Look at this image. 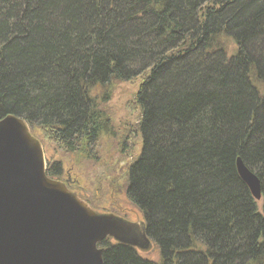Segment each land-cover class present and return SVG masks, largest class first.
Listing matches in <instances>:
<instances>
[{
    "label": "trees",
    "instance_id": "trees-1",
    "mask_svg": "<svg viewBox=\"0 0 264 264\" xmlns=\"http://www.w3.org/2000/svg\"><path fill=\"white\" fill-rule=\"evenodd\" d=\"M135 78L125 196L157 256L106 238L103 264H264V0H0V119L76 150Z\"/></svg>",
    "mask_w": 264,
    "mask_h": 264
},
{
    "label": "water",
    "instance_id": "water-1",
    "mask_svg": "<svg viewBox=\"0 0 264 264\" xmlns=\"http://www.w3.org/2000/svg\"><path fill=\"white\" fill-rule=\"evenodd\" d=\"M237 173L254 198L258 178L241 161ZM106 238L152 250L145 223L99 212L50 177L40 140L26 121L8 114L0 119V264H103Z\"/></svg>",
    "mask_w": 264,
    "mask_h": 264
},
{
    "label": "rangeland",
    "instance_id": "rangeland-1",
    "mask_svg": "<svg viewBox=\"0 0 264 264\" xmlns=\"http://www.w3.org/2000/svg\"><path fill=\"white\" fill-rule=\"evenodd\" d=\"M140 78L113 81L107 94L98 96L96 105L104 121L94 144L84 141L76 150L59 146L45 131L32 130L43 147L46 169L60 170V176H50L65 182L70 190L99 212H110L131 221L140 220V212L126 199L128 167L139 155L141 136L137 131L139 108L134 95ZM66 184V183H65ZM141 253L155 259L157 252Z\"/></svg>",
    "mask_w": 264,
    "mask_h": 264
},
{
    "label": "flooded vegetation",
    "instance_id": "flooded-vegetation-1",
    "mask_svg": "<svg viewBox=\"0 0 264 264\" xmlns=\"http://www.w3.org/2000/svg\"><path fill=\"white\" fill-rule=\"evenodd\" d=\"M60 175H61V171L59 172V174H55L53 177L60 176ZM53 177H52V178H53ZM55 179H58V178H55ZM64 180H65L66 186L69 187V185H70V179L66 178V179H64ZM68 189H69V188H68Z\"/></svg>",
    "mask_w": 264,
    "mask_h": 264
},
{
    "label": "bare ground",
    "instance_id": "bare-ground-1",
    "mask_svg": "<svg viewBox=\"0 0 264 264\" xmlns=\"http://www.w3.org/2000/svg\"><path fill=\"white\" fill-rule=\"evenodd\" d=\"M237 161H241L242 162V159L240 158V157H237L236 158V163H237ZM243 163V162H242ZM243 165L245 166V164L243 163ZM246 167V166H245ZM247 168V167H246ZM236 170H237V168H236ZM249 170V169H248ZM252 172V171H251ZM253 173V172H252ZM256 176V175H255ZM240 177V176H239ZM241 178V177H240ZM242 180V179H241ZM243 181V180H242ZM244 182V181H243ZM245 183V182H244ZM260 183V182H259ZM246 184V183H245ZM247 185V184H246ZM249 188V187H248ZM250 190V189H249ZM251 192V191H250ZM252 194V193H251ZM254 197V196H253Z\"/></svg>",
    "mask_w": 264,
    "mask_h": 264
}]
</instances>
